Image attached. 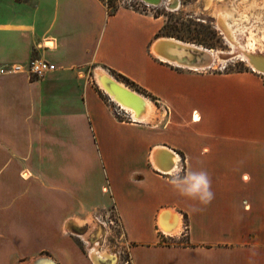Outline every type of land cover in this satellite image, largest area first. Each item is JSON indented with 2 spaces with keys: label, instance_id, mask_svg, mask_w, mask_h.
Masks as SVG:
<instances>
[{
  "label": "crops",
  "instance_id": "1",
  "mask_svg": "<svg viewBox=\"0 0 264 264\" xmlns=\"http://www.w3.org/2000/svg\"><path fill=\"white\" fill-rule=\"evenodd\" d=\"M160 27L102 0H0V66L56 65L42 77L0 73V264H96L70 223L109 210L134 264H264V81L196 87L198 76L152 53ZM99 67L158 97L168 112L158 134L115 116L91 74ZM158 145L181 156V176L209 173V204L157 172ZM163 210L166 226L172 210L188 221L176 243L164 239Z\"/></svg>",
  "mask_w": 264,
  "mask_h": 264
},
{
  "label": "rangeland",
  "instance_id": "2",
  "mask_svg": "<svg viewBox=\"0 0 264 264\" xmlns=\"http://www.w3.org/2000/svg\"><path fill=\"white\" fill-rule=\"evenodd\" d=\"M102 1L106 5L109 13H116L121 8H128L142 14L150 15L151 17L159 18L161 27L155 36V40L161 37H173L212 50H223L225 53L234 51L235 43L241 44L247 41V33L250 32L248 27H251V29L256 28L255 33H261L264 31V0H173L171 2L170 0H159L156 5L149 4L145 0ZM222 11L233 12V16L229 19L234 27L233 41L225 32L224 28L222 29L224 24L221 23L220 15L218 16ZM243 12H246L245 14L248 15V18H242ZM243 26L245 28L247 27L246 29L244 28L245 32L243 29L241 30ZM262 50L264 51V48ZM262 50L259 52L264 55ZM242 58L243 57L240 56L233 57L232 55L230 58H226L227 60L225 61L217 59L214 67L203 70H193L178 67L169 62L166 63L175 70L190 72L195 76H198L199 79L193 82V85L196 87L209 86L214 88V92H217L225 85L224 81L228 78H230L229 80L231 82H238L240 76H249L253 79L261 77L264 81V73L254 70L249 62H247L245 58ZM94 69L95 68H93L91 74L96 83L98 77L96 70ZM241 73L243 74L241 75ZM201 77H204L205 79H200ZM140 91L146 96L150 95L151 99L161 110V115L158 118L159 121L168 114V112L162 108V103L157 100V96H153L144 90ZM168 111L170 116L168 122L172 127H169L167 134L173 135V120L175 119V112L174 110ZM159 121L155 126L152 125L153 127H157L152 129V133L154 134H158L160 131V128L158 127ZM89 218L95 220V225L90 222L82 225L70 223V228L74 233H77L78 236L71 234L76 238V241L80 244L82 249L88 253L90 244L86 243L80 237L82 234H87L91 244L94 245L97 243L96 246L99 249H105L108 251L112 257H110V259H112L113 264H134L129 251L130 243L126 241L121 223L115 211L109 210L106 213L103 211L97 212L93 215H89ZM100 220L106 221V224L103 225ZM164 236L165 241L169 244L177 242L173 237L174 235ZM183 241L186 240L183 239Z\"/></svg>",
  "mask_w": 264,
  "mask_h": 264
},
{
  "label": "bare ground",
  "instance_id": "3",
  "mask_svg": "<svg viewBox=\"0 0 264 264\" xmlns=\"http://www.w3.org/2000/svg\"><path fill=\"white\" fill-rule=\"evenodd\" d=\"M145 1L153 5H156L159 2V0H145ZM171 1L173 0H170V2ZM232 13L233 12L231 11H222L220 14H218V16L220 15V20L222 21L221 23L224 24V27H222V29L224 28L225 32L229 35V37L233 41L232 37L234 36V29H233L234 27L231 24L232 22L229 21L230 17L233 16ZM245 13L246 12H243L242 18L243 17L248 18V15H246ZM245 20H249V19H245ZM244 28L245 27L243 26L241 30L243 29L245 32V29L247 27L245 29ZM248 28L250 32L247 33L248 34L247 41L241 44L235 43L234 51L229 53H225V51L223 50H212L210 48H205L203 46L196 45L193 43H187L173 37L158 38L153 42L151 50L152 53L162 61L169 62L178 67L189 68L193 70H203L214 67V64L217 59L225 61L227 60L226 58H230L232 55L233 57L240 56L245 58V60L249 62L250 66L254 70L264 73V55L261 52H259L264 48V31L261 33L258 32L255 33L256 28L255 29L254 28L251 29V27ZM45 44L46 46L51 48H54L56 46V42L52 39L45 41ZM194 48H199L201 50L211 53L213 55V59H207V58L202 59V57L196 56L191 51V49ZM96 74L98 79L100 78L101 75L106 78L107 88L113 93V95L124 106V108H126L129 111V113L134 117L135 121L140 123H145L151 126L152 125L155 126L158 123L159 121L158 118L161 115V110L151 98L147 97L146 95L137 91L136 89L130 87L123 81L118 80L116 77H114L112 74L105 71L101 67L97 69ZM195 116L199 117V113L196 112ZM162 150H167V151L165 152ZM152 160L154 162V165L160 171L170 173L173 172V170L179 166L181 156L177 153V151H174L173 149L166 147V145H158L154 148L152 152ZM172 212H174V214H177L173 210ZM177 217L178 218L176 219L175 216H173L174 223H176L175 225L172 226L164 225L165 228L170 229L168 231L165 230L168 234L171 235L180 234V231L182 230V219L181 216H179V214H177ZM94 221L95 220L93 218H89L87 223L90 222L91 224L95 225ZM168 222L171 223V219ZM77 223L82 225L86 222L83 221L82 219H78ZM80 237L86 243L90 244L89 252L96 264H113L112 259H110L111 255L108 253L107 250L99 249L96 246L97 243L94 245L91 244L87 234H82L80 235Z\"/></svg>",
  "mask_w": 264,
  "mask_h": 264
},
{
  "label": "built area",
  "instance_id": "4",
  "mask_svg": "<svg viewBox=\"0 0 264 264\" xmlns=\"http://www.w3.org/2000/svg\"><path fill=\"white\" fill-rule=\"evenodd\" d=\"M55 69H56V65L54 63L36 56V57L32 58L30 61H28L27 63L0 66V73H4V72L24 73V72H27L34 77H42L47 72L53 71ZM96 84H97L99 90L103 93V95L107 99V101L112 105L113 112L118 119L127 120L130 122H137V121H135L134 117L129 113V111L126 108H124V106L120 102H118L113 96H111L105 90V88L100 84L99 79L97 80ZM156 170L160 174L171 176L170 173L160 171L159 169H156ZM101 222H103V225L106 224V221H101ZM182 227H183V229L181 232L185 233L189 228V224H188L187 220L182 219ZM162 233H163V235H166V236H172L171 234H168L163 229H162Z\"/></svg>",
  "mask_w": 264,
  "mask_h": 264
},
{
  "label": "clouds",
  "instance_id": "5",
  "mask_svg": "<svg viewBox=\"0 0 264 264\" xmlns=\"http://www.w3.org/2000/svg\"><path fill=\"white\" fill-rule=\"evenodd\" d=\"M169 183L183 196L199 200L202 204H209L214 199L211 190V177L206 170L192 171L181 176V169L176 168L170 173Z\"/></svg>",
  "mask_w": 264,
  "mask_h": 264
},
{
  "label": "water",
  "instance_id": "6",
  "mask_svg": "<svg viewBox=\"0 0 264 264\" xmlns=\"http://www.w3.org/2000/svg\"><path fill=\"white\" fill-rule=\"evenodd\" d=\"M191 51L196 55V56H200L202 57V59H213V55L209 52H206L204 50H201L199 48H194V49H191ZM99 81H100V84L105 88V90L111 95L113 96L117 101L118 99L113 95V93L107 88L106 86V78L103 77L102 75L100 76L99 78ZM119 102V101H118ZM166 212H170V210H163L160 214V218H159V224L161 226V228H163V230H170L168 228H165L164 227V223H163V218H164V215ZM175 218L177 219V214H174ZM176 223H174L173 225H175ZM163 226V227H162Z\"/></svg>",
  "mask_w": 264,
  "mask_h": 264
},
{
  "label": "snow or ice",
  "instance_id": "7",
  "mask_svg": "<svg viewBox=\"0 0 264 264\" xmlns=\"http://www.w3.org/2000/svg\"><path fill=\"white\" fill-rule=\"evenodd\" d=\"M196 119H198L199 117H195Z\"/></svg>",
  "mask_w": 264,
  "mask_h": 264
}]
</instances>
